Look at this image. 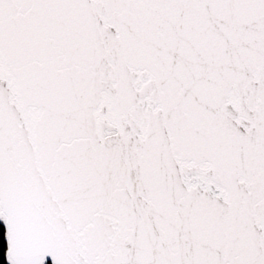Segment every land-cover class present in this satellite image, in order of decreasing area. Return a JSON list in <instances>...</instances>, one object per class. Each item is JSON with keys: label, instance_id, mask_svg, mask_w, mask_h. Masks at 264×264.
<instances>
[{"label": "snow or ice", "instance_id": "obj_1", "mask_svg": "<svg viewBox=\"0 0 264 264\" xmlns=\"http://www.w3.org/2000/svg\"><path fill=\"white\" fill-rule=\"evenodd\" d=\"M7 264H264V0H0Z\"/></svg>", "mask_w": 264, "mask_h": 264}, {"label": "trees", "instance_id": "obj_2", "mask_svg": "<svg viewBox=\"0 0 264 264\" xmlns=\"http://www.w3.org/2000/svg\"><path fill=\"white\" fill-rule=\"evenodd\" d=\"M5 225L0 222V264H7L6 260V249H7V240L5 237Z\"/></svg>", "mask_w": 264, "mask_h": 264}, {"label": "water", "instance_id": "obj_3", "mask_svg": "<svg viewBox=\"0 0 264 264\" xmlns=\"http://www.w3.org/2000/svg\"><path fill=\"white\" fill-rule=\"evenodd\" d=\"M1 221L3 222V220H0V222H1ZM3 223H4V222H3ZM4 225H5V224H4ZM6 250H7V249H6Z\"/></svg>", "mask_w": 264, "mask_h": 264}]
</instances>
